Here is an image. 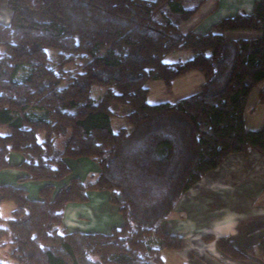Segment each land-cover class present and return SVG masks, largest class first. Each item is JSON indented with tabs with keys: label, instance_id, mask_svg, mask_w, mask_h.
<instances>
[{
	"label": "trees",
	"instance_id": "trees-1",
	"mask_svg": "<svg viewBox=\"0 0 264 264\" xmlns=\"http://www.w3.org/2000/svg\"><path fill=\"white\" fill-rule=\"evenodd\" d=\"M5 0L0 22V173L17 171L15 185L0 184V264H163L183 238L162 230L180 199L231 155L264 158V122L249 130L244 113L256 93L264 104V0L251 13L213 24L204 34L182 24L199 0ZM247 31L237 39L229 32ZM173 51L186 61L163 62ZM56 55L52 66L48 53ZM67 66L77 71L69 72ZM26 71L19 78V73ZM197 71L203 83L190 95L150 103L149 82L170 88ZM93 86L104 88L91 97ZM127 108L128 127L114 131L112 104ZM42 137V138H40ZM20 156L11 164V154ZM97 176L76 173L83 161ZM75 166V168L73 167ZM25 183H42L31 199ZM107 196L121 225L107 233L68 231L69 204ZM233 260L258 255L264 235L240 251L227 237L202 236Z\"/></svg>",
	"mask_w": 264,
	"mask_h": 264
},
{
	"label": "crops",
	"instance_id": "crops-1",
	"mask_svg": "<svg viewBox=\"0 0 264 264\" xmlns=\"http://www.w3.org/2000/svg\"><path fill=\"white\" fill-rule=\"evenodd\" d=\"M198 1L188 0L187 6L191 7ZM202 1L199 13L185 21L181 26L182 30H188V23L191 19L197 18L189 27L197 33L204 34L213 24L223 18L242 12L251 13L258 0ZM214 13L219 15L216 14L210 18V15ZM9 18L10 13L6 10L5 0H0V22L6 24ZM252 35L247 31L226 34L227 37L233 39ZM202 83L203 77L199 72H189L172 82V94L176 99L180 98L179 96L190 95ZM150 99L151 91L148 97L149 102ZM262 107L264 104H258L256 93H253L244 113L247 129L256 130L261 127L264 122V112H261L259 108ZM246 113L249 114L248 117ZM5 132L4 129H0L1 134ZM19 161L20 156L12 153L10 163L17 164ZM90 164L95 163L89 160L83 161V175H79L81 173L77 175L82 177L85 174L94 173L96 176V164L95 168H90ZM16 176L17 171L14 169L3 171L0 173V184L15 185ZM42 185V183H25L23 187L28 191L31 199H36ZM261 195H264V158H260L252 151L248 154L231 155L221 166L209 171L180 199L174 211L180 209L185 214V218L180 221L168 218L162 223V230L183 238V248L175 252L183 264H261L252 257L246 261H238L222 256L223 254L216 248L215 241L207 243L202 240L204 235H213L216 238L225 236L229 243L240 251H245L249 246L255 245L259 237L264 235V205H258ZM88 203H90V196ZM103 204L106 205V203ZM83 205L86 204H69L65 211L68 208L79 210V207ZM13 209L14 206L11 205L8 208L9 213ZM108 231L101 232L107 233ZM203 248L209 261L200 252Z\"/></svg>",
	"mask_w": 264,
	"mask_h": 264
},
{
	"label": "rangeland",
	"instance_id": "rangeland-1",
	"mask_svg": "<svg viewBox=\"0 0 264 264\" xmlns=\"http://www.w3.org/2000/svg\"><path fill=\"white\" fill-rule=\"evenodd\" d=\"M216 14L218 13H214L213 15H210V18ZM196 19L197 18L191 19V21L188 23V29L193 30V28L189 26L192 25ZM48 56H49L52 66L55 65L56 55L52 52H49ZM191 56L192 54L189 51H173L164 57L163 62L172 64V63L179 62V61H186L190 59ZM66 70L71 73L77 71V69L74 66H67ZM25 73L26 71H21L19 73V78ZM147 85L151 91V99H150L151 103L173 101L174 99H176V97L172 94L173 87L166 88L164 87L161 81L149 82ZM104 90H105L104 88H101L99 86H93L92 91H91V97L94 100L99 99L102 96ZM179 97H183V96H179ZM259 109H261V112H264L263 111L264 107L259 108ZM111 110L113 112V117H111V125H112L113 130L117 131L119 128L128 127L127 120L124 118V115L127 113V108L114 103L111 105ZM246 115L248 117L249 114L246 113ZM90 168H95V164L94 165L90 164ZM82 173L83 171L79 175H83ZM96 176L94 173H89V174H85L82 177L84 180H90L92 177H96ZM106 201H107L106 194L94 192L90 194V203L80 206L79 210L75 208L73 209L68 208L64 213V225L67 228V230L74 231V230L79 229V230H83L84 232H92V231L101 232V231H107L112 227L120 226L122 221L117 212V209L111 208L113 206H109L110 208H107L106 205L104 206L103 203H106ZM258 202H259L258 205H264V195H261ZM101 204L103 205L100 207ZM11 205L13 204L7 203V202L1 204L0 206V217L1 218L6 219L7 217H9L10 213H9L8 208ZM169 218L170 220L180 221V219L185 218V214H183L180 211V209L179 210L176 209V211H174L170 215ZM8 252H9V247L0 248V262H8V258H7ZM200 252L201 254H203L205 259L209 261V257L208 255L205 254L206 251L204 250V248L202 250L200 249ZM161 255H162L161 257L163 260V264H183L182 260L178 258L177 255H175V252L164 251L162 252ZM222 256H225L228 258V256L226 255H222ZM252 258H255L261 264H264V261H262L258 255H255Z\"/></svg>",
	"mask_w": 264,
	"mask_h": 264
}]
</instances>
